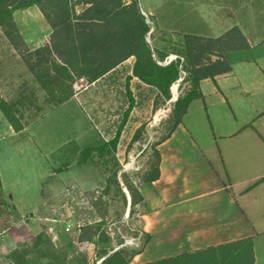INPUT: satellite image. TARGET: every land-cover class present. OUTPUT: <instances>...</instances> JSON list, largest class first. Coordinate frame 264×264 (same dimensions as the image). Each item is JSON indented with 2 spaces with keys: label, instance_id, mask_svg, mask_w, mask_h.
I'll return each instance as SVG.
<instances>
[{
  "label": "crops",
  "instance_id": "0c3cea01",
  "mask_svg": "<svg viewBox=\"0 0 264 264\" xmlns=\"http://www.w3.org/2000/svg\"><path fill=\"white\" fill-rule=\"evenodd\" d=\"M138 2L152 23L150 44L164 59L182 48L184 35L215 39L235 26L250 48L226 54L231 71L201 82L202 98L190 103L181 124L157 146L160 175L151 185L142 186L143 201L137 207L135 240L145 235L149 239L131 264L244 239L253 242L254 263L264 264V0ZM13 19L29 50L49 45L52 28L36 6L14 12ZM9 93L21 101L37 93L49 102L0 29V98L10 105ZM8 131L7 136L16 138L24 129L15 133L9 125ZM47 175L58 179V174L52 176L50 165ZM0 178L7 224L2 232H8L0 255L8 256L23 241L32 243L24 232L35 238L46 230L60 245L70 228L67 233L74 230L69 234L74 246L86 250L88 259L93 256L94 244L78 240L80 229L73 222L79 219L62 209L74 181L41 192L38 205L23 209L8 191L11 185L5 184L1 167ZM67 220L70 224L64 225Z\"/></svg>",
  "mask_w": 264,
  "mask_h": 264
},
{
  "label": "rangeland",
  "instance_id": "374dc122",
  "mask_svg": "<svg viewBox=\"0 0 264 264\" xmlns=\"http://www.w3.org/2000/svg\"><path fill=\"white\" fill-rule=\"evenodd\" d=\"M83 9L76 8L77 12ZM19 21L22 23L24 19ZM148 44L156 57L163 55ZM133 64L134 59L131 58L102 79L92 84L84 82L79 90L75 88L79 80L75 81L71 89L73 96L59 106L43 100L37 93H31L24 101L9 93L10 105L23 122L24 132L16 138L7 136L9 124L0 111V167L5 184L10 182L8 191L15 201L21 203L17 207L31 209L38 205L41 192L45 194L48 189H58L66 182L74 181L66 193L68 202L63 206L59 203L54 205L62 206L70 216L79 219L73 222L75 229L101 223L98 232L106 236L94 243L90 259L86 250L80 251L74 246L69 235L74 230L65 232L67 237L60 245H55L48 236L54 249L41 259L29 255V264H97L106 253L120 248L128 251L144 248L143 237L135 240L138 236V210L130 213L131 196L126 184L138 190L149 177L155 163L154 147L168 133L174 99L177 95L179 97L185 85L179 82V78L171 87L172 100L162 103L155 89L145 87L137 80L127 84ZM128 90L134 97V108L116 148L109 146L102 151L101 147L114 139L128 109ZM48 165L52 176L53 173L58 174L57 180L48 178ZM121 183L127 193L121 188ZM3 215L2 203L0 245L8 234L2 232L7 227ZM66 224H70L69 220ZM24 233L26 240L35 241L34 237H28V232ZM32 243L23 241L18 248ZM0 264L16 262L10 253L8 256L0 255Z\"/></svg>",
  "mask_w": 264,
  "mask_h": 264
},
{
  "label": "trees",
  "instance_id": "16d2710c",
  "mask_svg": "<svg viewBox=\"0 0 264 264\" xmlns=\"http://www.w3.org/2000/svg\"><path fill=\"white\" fill-rule=\"evenodd\" d=\"M32 6L40 10L52 28L49 45L33 51L26 46L13 19L14 12ZM77 7L84 9L77 12ZM0 29L45 91L48 101L56 106L73 96L71 89L75 81L85 79L92 84L131 58L134 64L127 84L136 78L155 89L162 103L171 99V87L178 81L182 71L186 73L183 80L185 88L180 91L169 117V131L154 147L155 163L142 186L151 185L159 178L160 155L157 146L181 124L190 103L202 98L201 82L205 79L214 81L217 76L231 71L226 58L228 52L250 48L237 26L215 39L184 35L182 48L174 50V54L183 58L184 62L177 60L162 66L159 62L164 60L165 55L156 57L147 42L150 25L140 10L138 0H0ZM127 93L128 109L114 139L109 145H103L102 151H106L109 146L116 148L134 108L132 94L129 90ZM0 111L15 133L24 129L13 108L2 98ZM126 187L131 196L130 213H134L143 201L141 188L134 190L129 184ZM100 226L101 223L82 228L79 242L97 244L101 237L105 239L106 236L98 232ZM148 239L145 235L143 246ZM53 249L52 240L46 232H40L31 245L17 247L11 255L16 264H29V255L41 259ZM142 249L128 251L120 248L106 253L101 264H131L132 258ZM145 264H255L253 242L251 239L239 240Z\"/></svg>",
  "mask_w": 264,
  "mask_h": 264
},
{
  "label": "built area",
  "instance_id": "2783aa9c",
  "mask_svg": "<svg viewBox=\"0 0 264 264\" xmlns=\"http://www.w3.org/2000/svg\"><path fill=\"white\" fill-rule=\"evenodd\" d=\"M146 21L150 25V31L148 33V39H147V42L150 43L149 37H150V35H151L152 31H153V28H152V23L147 18H146ZM177 60H180L181 63L184 62L183 58H180V57H178L176 55H171V56L165 58L162 62H159V64L162 65V66H166V65L170 64L171 62H174V61H177ZM185 77H186V73L184 71H182L181 75H180L179 82H183ZM84 82L87 83L85 79H81V80L77 81L76 85H75V88L79 90ZM69 231H70V228H67L66 232H69ZM97 264H101V261H98Z\"/></svg>",
  "mask_w": 264,
  "mask_h": 264
},
{
  "label": "water",
  "instance_id": "95a60500",
  "mask_svg": "<svg viewBox=\"0 0 264 264\" xmlns=\"http://www.w3.org/2000/svg\"><path fill=\"white\" fill-rule=\"evenodd\" d=\"M171 94H172V88H171ZM177 99H178V95H177V97L174 99V103L177 101ZM172 100V99H171ZM121 188L123 189V191L125 192V193H127V190H126V188L124 187V185L121 183ZM128 199H129V201H130V196H128Z\"/></svg>",
  "mask_w": 264,
  "mask_h": 264
}]
</instances>
